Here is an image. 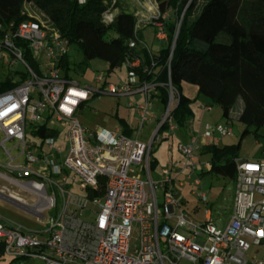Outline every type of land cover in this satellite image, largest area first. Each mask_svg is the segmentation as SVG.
<instances>
[{
    "label": "built area",
    "instance_id": "obj_1",
    "mask_svg": "<svg viewBox=\"0 0 264 264\" xmlns=\"http://www.w3.org/2000/svg\"><path fill=\"white\" fill-rule=\"evenodd\" d=\"M2 18L0 11V53L11 55L9 67L23 63L27 78L0 91V166L4 169L0 178L32 195L34 202L3 189L0 197L46 221V228L33 230L3 221L0 216L4 255L13 260L39 258L44 264H181L183 260L194 264H264V257L258 254L252 259L247 256L251 244L264 247V161L237 159L235 208L225 226L209 216L196 222L183 211L178 213L176 176L167 167L160 181L153 180L150 145L120 129L87 131L82 126L77 108L96 90L62 74L58 61L70 52L69 40L34 20L12 22L5 29ZM156 25L155 42L163 43L167 40L164 25ZM16 39L25 40L35 56L44 53L48 59L45 71L37 73L30 66ZM130 46H136V41ZM125 64L128 81L121 86L110 83L107 91L145 93L147 103L139 106L143 125L152 118L149 92L162 84L145 80L136 87L137 70L150 73L152 69L144 66L140 56L127 57ZM167 86L170 97L161 120L163 124L167 121L172 131L176 124L169 116L178 99L171 82ZM36 88L38 98L34 97ZM28 121L65 124L66 155L62 156L60 135L42 136L37 126L28 137ZM232 133V127L221 122L207 125L203 144L212 143L208 142L212 136L222 138ZM196 143L197 135L187 144L178 143L185 156L184 168L195 170ZM77 179L87 195L74 191ZM201 197L207 199L205 193ZM135 225L139 245L131 252Z\"/></svg>",
    "mask_w": 264,
    "mask_h": 264
},
{
    "label": "trees",
    "instance_id": "obj_2",
    "mask_svg": "<svg viewBox=\"0 0 264 264\" xmlns=\"http://www.w3.org/2000/svg\"><path fill=\"white\" fill-rule=\"evenodd\" d=\"M154 2L159 10L153 22L154 30H157L156 23L162 22L167 33V40L159 49L141 45L138 16L134 11L119 8L111 21L105 20L109 10L119 7L117 0H16L9 7L3 5L1 11L5 29L12 22L34 20L47 31L67 38L70 44H78L81 50H84L85 41L80 29L89 26V33L92 32L98 41L120 50L118 58L108 59L110 71L124 65L127 57H142L144 66L148 65L152 71L138 69L134 85L138 87L145 80L160 82L162 85L156 86L152 95L160 98L166 110L170 97L167 83L171 82L178 102L175 106L172 104L169 119L184 130L193 119V103L204 96L221 108L227 122L238 121L244 125L241 137L250 132L261 136L260 131H264V0ZM2 34L0 32V38ZM132 40L136 41L134 47L130 46ZM16 41L23 49L25 60L40 73V64L28 43L22 39ZM58 66L62 74L70 78V52L59 59ZM157 67L160 69L155 71ZM26 78L24 71L6 70L0 73V91ZM163 129H168L167 121L157 136ZM60 131L47 122L38 125V133L42 136H57ZM122 132L130 135L132 131L127 127ZM240 145L241 142L204 144L203 151L211 157L207 171L202 170L201 174L209 172L235 178ZM156 161V158L150 160L151 172ZM2 255L4 247L0 241V259Z\"/></svg>",
    "mask_w": 264,
    "mask_h": 264
},
{
    "label": "rangeland",
    "instance_id": "obj_3",
    "mask_svg": "<svg viewBox=\"0 0 264 264\" xmlns=\"http://www.w3.org/2000/svg\"><path fill=\"white\" fill-rule=\"evenodd\" d=\"M16 0H0V11L3 10V5L9 7ZM120 2L119 7L112 8L105 15L106 21H111L119 8L134 11L138 16V31L141 36V45L146 48L159 49L163 43L155 42V27L153 22L158 18L159 10L154 0H117ZM28 6V5H27ZM155 23V22H154ZM89 26L84 25L80 29V34L85 41L84 50L79 49L78 44H71L70 55L72 67L70 69V78L78 82L82 87H90L96 90L91 98L83 102L76 111V116L82 126L87 130H95L99 127H104L109 130L120 129L126 130L129 127L133 138H139L140 141L150 145L155 131L160 123V119L165 112L164 106L158 96L152 95L153 91L149 92L152 112V118L142 125L140 116V105L147 103L145 93H137L132 95L111 94L107 91L110 83L116 86H121L128 81V67L126 64L110 71V60L119 57L120 50L114 49L108 44L98 41L94 35L89 33ZM115 35V34H114ZM140 48V47H139ZM87 56V58H86ZM12 59L11 55L2 51L0 53V73L6 70L24 71L23 63L18 62L14 66H8ZM36 59L40 64L41 70H46L48 59L44 53L36 55ZM86 60L87 62H84ZM157 67L155 71H158ZM101 75L102 80L98 81L97 77ZM38 88H36L35 98H38ZM196 94V91H192ZM176 102L173 103L175 106ZM172 106V107H173ZM211 107L207 110L205 107ZM194 110L193 119L188 127L193 126L192 134L197 135L196 145L199 149L195 151L194 164L195 170L184 168L185 156L178 148V143L181 141L185 144L191 141V137L185 134L183 127L176 124L174 130L163 129L157 136L153 146L151 147L150 160L157 159L156 166L152 169V177L154 181H160L163 170L167 167L173 170L176 175V183L174 192L178 197L179 205L177 212H184L185 215L196 222H202L206 219L207 210L210 211L211 219L215 222H220L226 225L229 221L236 200V177L230 178L227 176L217 175L207 171L206 164L209 162L211 155L203 151V133L207 125H215L224 123L233 129L232 135L224 137L212 136L208 142H217L221 145L235 144L241 142L239 150V159L241 160H259L264 161V131H260L261 136H256L254 132L247 133L243 137L244 125L238 121L233 123L227 122L222 117V110L219 106L213 104L208 98L201 96L193 103ZM193 121V122H192ZM38 122L28 121L26 124L27 135L32 137L30 131H33ZM57 128L62 129L60 133V145L64 148L62 156L66 155L65 130L66 125L60 122H55ZM188 131V130H186ZM173 146V148H172ZM8 147L11 145L8 143ZM150 150V151H151ZM3 171V167L0 166ZM197 180L199 182L197 183ZM179 182H182L180 185ZM78 184L74 191L87 195V191L82 187L80 179H77ZM0 189L6 193H16L21 199L28 203H33L32 195L24 192L10 183L0 178ZM206 194V200L201 197V194ZM160 201H162V191L159 190ZM92 206V205H91ZM98 210V207H96ZM0 216L2 220H9L17 224H21L29 229L39 230L46 228V221L37 219L34 215L26 211L21 206L11 203L0 197ZM139 245V228L134 227L133 235L130 241V250L134 252ZM256 254L259 257H264V247L251 244V249L248 253V258L252 259ZM0 264H44V261L39 258H27L13 260L11 256L2 255ZM181 264H194L188 260H183Z\"/></svg>",
    "mask_w": 264,
    "mask_h": 264
},
{
    "label": "water",
    "instance_id": "obj_4",
    "mask_svg": "<svg viewBox=\"0 0 264 264\" xmlns=\"http://www.w3.org/2000/svg\"><path fill=\"white\" fill-rule=\"evenodd\" d=\"M176 40H177V36L175 37V40H174V44H173V48H172V52L174 51V46H175ZM162 125H163V120L160 121V123H159V125H158V127H157V129H156V131H155V134H154V136H153V139H152V141H151V143H150V148H151L152 143H153V141L155 140V138H156V136H157V134H158L160 128L162 127Z\"/></svg>",
    "mask_w": 264,
    "mask_h": 264
},
{
    "label": "crops",
    "instance_id": "obj_5",
    "mask_svg": "<svg viewBox=\"0 0 264 264\" xmlns=\"http://www.w3.org/2000/svg\"><path fill=\"white\" fill-rule=\"evenodd\" d=\"M206 107H208V106H206ZM193 122V121H192ZM191 129H193V126H189L186 130H188V131H183V132H185V134H187L188 135V137H192V130ZM204 145V144H203ZM172 148H173V146H172ZM198 149H199V147H198ZM16 152V151H15ZM174 175V174H173ZM174 176H176V175H174ZM207 216H209L210 218H211V215H210V211H208V213H206V217ZM220 223V222H219ZM223 225V224H222ZM223 226H225V225H223Z\"/></svg>",
    "mask_w": 264,
    "mask_h": 264
}]
</instances>
